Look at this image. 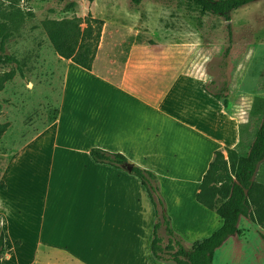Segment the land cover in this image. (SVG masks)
I'll list each match as a JSON object with an SVG mask.
<instances>
[{
    "label": "crops",
    "instance_id": "0c3cea01",
    "mask_svg": "<svg viewBox=\"0 0 264 264\" xmlns=\"http://www.w3.org/2000/svg\"><path fill=\"white\" fill-rule=\"evenodd\" d=\"M109 24L105 20L91 70L61 57L56 117L36 133L34 147L20 154L25 144L13 153L11 179L0 178L24 209L2 233V264L4 257L14 264H127L129 236L151 245L159 218L146 187L126 164L96 162L93 147L122 153L133 167L157 174L159 194L185 246L222 224L196 196L215 152L228 157L248 118L225 111L222 94L207 92L202 76L186 65L161 64L153 53L145 61L137 41L153 36L146 27ZM32 200L39 202L36 220ZM4 207L0 201V213ZM152 256L149 264L172 261Z\"/></svg>",
    "mask_w": 264,
    "mask_h": 264
},
{
    "label": "rangeland",
    "instance_id": "374dc122",
    "mask_svg": "<svg viewBox=\"0 0 264 264\" xmlns=\"http://www.w3.org/2000/svg\"><path fill=\"white\" fill-rule=\"evenodd\" d=\"M70 2L75 6L67 10ZM90 12L110 26L122 21L146 27L153 36L137 41L145 61L153 53V59L157 57L161 64L186 65L202 76L207 92L222 94L219 102L225 111L246 115L242 135L256 129L264 111V0L233 10L230 20L211 12L202 14L199 5L187 0H142L138 4L132 0H0V54L19 60L18 64L0 63V74L16 71L0 91V122L9 123L0 138V178L6 182L11 179L8 165L13 153L25 144L20 154L34 147L36 133L58 112L64 60L55 52L44 22L85 17ZM168 29L175 34H168ZM248 150L245 145L242 152ZM11 197L0 186V201L5 206L0 213V235L8 233V224L24 210ZM38 210L39 202L32 200V220H36ZM240 225L235 238L217 250L214 264H264V229L251 217L242 218ZM161 234L167 244L168 236L163 230ZM8 241L6 249L11 243ZM135 244L129 236L127 264L155 261L149 241ZM171 260L170 264H177ZM2 262L14 264L13 258L4 257Z\"/></svg>",
    "mask_w": 264,
    "mask_h": 264
},
{
    "label": "trees",
    "instance_id": "16d2710c",
    "mask_svg": "<svg viewBox=\"0 0 264 264\" xmlns=\"http://www.w3.org/2000/svg\"><path fill=\"white\" fill-rule=\"evenodd\" d=\"M94 1V0H89ZM140 3L142 0H132ZM201 7V13L211 12L222 15L230 20L231 12L257 0H187ZM75 2H70L67 10L74 8ZM85 24V26H83ZM105 20L94 16L91 12L85 17L74 16L62 19H47L44 26L55 52L62 58L71 59L77 65L91 70L101 42ZM1 43V30H0ZM0 63H19V60L0 54ZM16 75L15 70L0 74V91L5 84ZM219 97V96H217ZM225 105L227 102L225 101ZM1 109V106H0ZM9 123L0 122V138L8 129ZM239 143L228 148V157L222 150L215 152L214 159L201 182L202 191L197 200L207 208L215 211L222 218V224L206 238L196 241L187 248L182 237L175 231L165 202L159 194L156 184L157 174L151 170L134 165L132 173L137 175L155 206L159 221L154 225V237L151 251L159 260L173 259L177 264H214L217 249L231 235L238 232L241 216L251 217L257 224L264 227V111L261 121L255 130L242 135ZM249 150L243 153V147ZM90 154L96 162L109 163L123 168L130 164L122 153H115L99 147L90 149ZM165 227L168 242L164 244L159 230ZM4 237L0 236V256L4 250ZM0 264L1 260H0Z\"/></svg>",
    "mask_w": 264,
    "mask_h": 264
},
{
    "label": "water",
    "instance_id": "95a60500",
    "mask_svg": "<svg viewBox=\"0 0 264 264\" xmlns=\"http://www.w3.org/2000/svg\"><path fill=\"white\" fill-rule=\"evenodd\" d=\"M125 167L127 168L128 171H132L133 170V165L132 164H126Z\"/></svg>",
    "mask_w": 264,
    "mask_h": 264
}]
</instances>
